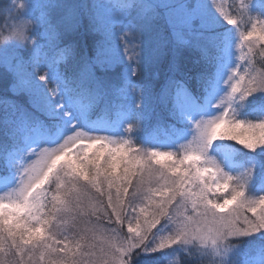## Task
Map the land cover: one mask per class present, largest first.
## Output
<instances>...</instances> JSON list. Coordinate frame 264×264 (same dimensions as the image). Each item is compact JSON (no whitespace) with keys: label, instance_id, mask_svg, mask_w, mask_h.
Segmentation results:
<instances>
[{"label":"snow or ice","instance_id":"6c2138e0","mask_svg":"<svg viewBox=\"0 0 264 264\" xmlns=\"http://www.w3.org/2000/svg\"><path fill=\"white\" fill-rule=\"evenodd\" d=\"M0 23V264H264V0Z\"/></svg>","mask_w":264,"mask_h":264},{"label":"trees","instance_id":"16d2710c","mask_svg":"<svg viewBox=\"0 0 264 264\" xmlns=\"http://www.w3.org/2000/svg\"><path fill=\"white\" fill-rule=\"evenodd\" d=\"M69 2H73V0H69ZM12 3V0H0V17H3L4 12L9 9L10 4ZM225 27H228L227 25H225ZM171 59V52H169V54L165 57L164 62L161 64V70L163 71L164 68H166L167 66V62ZM190 63V56L189 53L184 52L181 54L180 56V64L181 66H185L186 64ZM150 71L151 70H146L143 73V76L145 79H147L150 76ZM5 88V85L0 83V94H3V90ZM10 99L13 100H19L20 102H24L25 100H23L22 97H18V96H12L11 94H8ZM229 143H234V142H229ZM237 148H239L240 146H236ZM0 179H3L2 174H0Z\"/></svg>","mask_w":264,"mask_h":264},{"label":"rangeland","instance_id":"374dc122","mask_svg":"<svg viewBox=\"0 0 264 264\" xmlns=\"http://www.w3.org/2000/svg\"><path fill=\"white\" fill-rule=\"evenodd\" d=\"M68 2H69V0H68ZM208 2H209V3H212V0H208ZM229 2H230V0H215V3H217V4H220V3H229ZM7 12H8V9L4 12L3 17L7 15ZM12 15L15 16L16 13L13 12ZM10 22H11V21H10ZM225 25H226V24H225ZM0 26H2V23H0ZM117 43L119 44L120 41L117 40ZM120 52H121V55H122V54H123V46H122V45H121V48H120ZM18 97H19V96H18ZM22 98H23V100L26 99L25 97H22ZM2 182H3V179H0V183H2Z\"/></svg>","mask_w":264,"mask_h":264}]
</instances>
